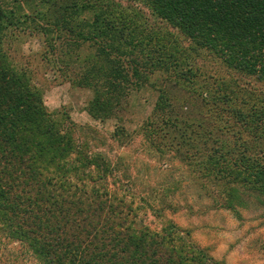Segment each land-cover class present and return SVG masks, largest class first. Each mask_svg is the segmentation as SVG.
<instances>
[{"label": "trees", "instance_id": "1", "mask_svg": "<svg viewBox=\"0 0 264 264\" xmlns=\"http://www.w3.org/2000/svg\"><path fill=\"white\" fill-rule=\"evenodd\" d=\"M5 1L0 231L38 264H222L172 222L156 231L139 221L145 207L158 217L178 211L168 200L177 186L150 188L148 202L136 206L132 183L115 164L45 110L40 90L3 49ZM37 1L55 19L56 30L44 32L47 58L58 49L75 55L73 63L61 58L62 69L92 93L91 118L122 120L130 95L149 84L157 97L141 135L169 163L166 171L175 160L184 166L191 196L205 199L206 210H232L250 196L264 202V0H134L158 26L116 0ZM85 45L93 52L84 55ZM201 59L216 61L224 74L208 72ZM114 136L129 137L123 127Z\"/></svg>", "mask_w": 264, "mask_h": 264}, {"label": "rangeland", "instance_id": "2", "mask_svg": "<svg viewBox=\"0 0 264 264\" xmlns=\"http://www.w3.org/2000/svg\"><path fill=\"white\" fill-rule=\"evenodd\" d=\"M116 1L123 10L137 12L153 25L160 24L142 4L134 0ZM3 7L9 18L3 40L8 60L16 69L26 71L31 83L40 90L49 114L66 125H72L76 140L87 142L90 151L102 154L115 164L118 174L130 180L132 184L127 188L132 189L129 192L134 195V204L143 206V199L147 201L144 191L150 188L177 186L168 200L179 204L178 211L165 210L158 217L145 207L140 211V222L156 231L172 222L184 234H189L192 243L206 249L222 264H264V202L260 204L250 196L232 210H206L209 203L205 199L191 196L192 183L186 179L185 167L175 160L171 163L173 169L166 171L169 163L159 161L145 145L141 135L142 123L151 113L157 97L151 85L130 95L122 120L100 122L91 118L87 106L92 93L73 85L70 71L62 69L61 58L73 63L75 55L63 57L58 49L47 58L48 39L44 32L56 30L51 9L37 0H6ZM84 17L89 18L90 14ZM57 18L60 19V15ZM83 52L87 55L93 50L85 45ZM198 63L208 72L224 74L221 65L212 59H201ZM196 105V100L192 99L189 110L194 111ZM118 127H123L129 137L116 138L114 132ZM151 204L159 207L157 202L151 201ZM0 264H38V261L23 244L0 231Z\"/></svg>", "mask_w": 264, "mask_h": 264}]
</instances>
